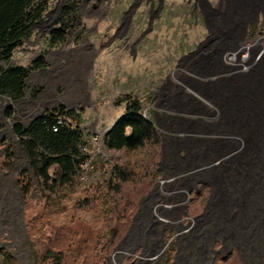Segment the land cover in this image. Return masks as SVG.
I'll use <instances>...</instances> for the list:
<instances>
[{
  "label": "rangeland",
  "instance_id": "374dc122",
  "mask_svg": "<svg viewBox=\"0 0 264 264\" xmlns=\"http://www.w3.org/2000/svg\"><path fill=\"white\" fill-rule=\"evenodd\" d=\"M66 18L65 41L51 43ZM41 22L10 62L29 68L25 95H0V264H55L50 248L61 249L63 264H264L258 210L248 199L235 201L228 178L247 148L224 127L228 111L257 116L264 55L250 58L244 75L220 74L228 69L220 53L264 29V0H52ZM36 60L44 66L34 67ZM131 97L157 128L159 160L155 177L142 172L124 185L116 222L134 214L106 252L113 221L104 195L114 154L104 136ZM48 113L81 129L88 155L75 184L51 199L34 177L30 185L25 136L14 131ZM153 148L130 160L146 162ZM91 186L100 189L93 204ZM256 186L264 195V179ZM158 218L176 226L162 227Z\"/></svg>",
  "mask_w": 264,
  "mask_h": 264
},
{
  "label": "trees",
  "instance_id": "16d2710c",
  "mask_svg": "<svg viewBox=\"0 0 264 264\" xmlns=\"http://www.w3.org/2000/svg\"><path fill=\"white\" fill-rule=\"evenodd\" d=\"M51 1L0 0V95L8 96L13 100H18L25 95L29 68L10 62L15 52L33 36L35 32L33 27L44 20L51 7ZM67 21L68 18L62 20V27L53 31L51 43L57 44L65 41ZM43 66L41 61H34V67ZM128 99L130 100L128 111L104 136L105 146L114 154L107 183L108 192L104 195L105 203L112 205L108 213L110 214L109 220L113 221L111 234L103 246L106 252L113 250L115 241L122 236L124 229L130 224L129 219H132L134 214L131 209V214L128 216L123 213L124 222H116L119 221L116 219L117 216L123 210L124 185L138 182V177L142 172L151 175V178L155 177L156 173L153 168L159 160L160 138L155 124L141 113V104L135 97ZM66 115L74 117L69 113ZM63 117L66 116L48 113L34 120L27 129H23L21 125H16L14 129L16 134L25 136L23 143L31 162L29 183L32 185L30 177H34L47 199L56 198L62 188L75 184L82 170L81 165L88 157L84 151L87 140L83 132ZM147 147H154L157 151L153 155L149 154L146 162L140 164L138 160L135 163L130 160L135 152ZM141 169L143 171H139ZM22 190L24 194H27L30 189L22 188ZM99 190L95 186L88 188L90 196L87 200L90 203L93 204V196ZM199 190L202 194L203 188ZM144 191L147 193L148 189H142V192ZM130 204L131 202L128 206ZM67 228L69 233L71 224ZM96 229L98 228L95 227ZM102 231L98 233L97 240L102 239ZM67 232L66 235H68ZM61 253V249L50 248L47 256L53 259L55 264H63Z\"/></svg>",
  "mask_w": 264,
  "mask_h": 264
},
{
  "label": "bare ground",
  "instance_id": "6f19581e",
  "mask_svg": "<svg viewBox=\"0 0 264 264\" xmlns=\"http://www.w3.org/2000/svg\"><path fill=\"white\" fill-rule=\"evenodd\" d=\"M244 38H242L243 40H241V41L239 40V42L237 44H239V43L243 44L244 43L245 44L244 51L248 52L249 54H251V52H253V50H255L256 47L260 48V46L262 45L260 41H258V42L253 41L251 43L244 42L247 40ZM251 61L252 60H250V58L243 57V63L248 62L249 64H251ZM255 62H256V60H255ZM243 75H244V73H243ZM259 98H261V97H259ZM247 101H250V100H247ZM244 105H245V103H244ZM258 106L259 107H257V108L255 107L257 109V116L252 114V113H255L256 111L252 112V113L248 111L250 114H245V112H244L245 110L238 111V112L233 113V114H232V111H228L225 115L226 123H225L224 127L226 128V130L228 131V133L230 135L240 136L243 140V147L247 148L245 150L244 155L241 156V158L239 160L240 162L235 164V166L228 173V176H229L228 178L230 179V181L234 182L235 187H236L235 188L236 193L238 194V196L237 195L234 196V199H235V201H238V203H239V201H240V203H243V202L246 203V201L248 199L249 206L255 210L256 209L258 210L257 212H258L259 223H261V225L264 226V195L262 194L261 191L258 190L259 187L256 186L258 182H261V180L264 179V101L260 100ZM253 109H251V110H253ZM246 110H248V108H246ZM253 115H254V117L256 116V119L260 118V120L262 122H258V121L256 122V120H253L252 119ZM209 163H210L209 168L215 166V164H216L214 160L209 162ZM226 175H227V173H226ZM237 181L241 182L239 184V186L236 185ZM165 185H166V182L164 180L159 184V186L156 190V193L159 196H161L160 194L164 193ZM219 191H220V189H219ZM227 193H228V191H227ZM222 195H220V196H222ZM217 204H219V203H217ZM253 205H256L257 208H255V206H253ZM221 207L222 206L220 204V209H221L220 212L221 211L225 212L226 210L224 211L223 207L222 208ZM157 210L160 211L161 208L157 209ZM153 213H154V211H153ZM221 214H224V213H221ZM225 216H226V214H225ZM159 221H160L159 223L162 227L166 226L167 224L169 225L170 223L172 225L176 226L175 222H170V221L162 219V218L159 219Z\"/></svg>",
  "mask_w": 264,
  "mask_h": 264
},
{
  "label": "built area",
  "instance_id": "2783aa9c",
  "mask_svg": "<svg viewBox=\"0 0 264 264\" xmlns=\"http://www.w3.org/2000/svg\"><path fill=\"white\" fill-rule=\"evenodd\" d=\"M253 41L256 42L260 41L262 45L260 46V48L256 47V49L253 50L251 54L244 51L245 49L244 43L243 44L239 43L236 46H233L231 49H227L221 52L220 63L223 67L225 66L226 68H228V70H224L220 72L222 76L233 77L235 75L248 72V68L251 64H249L248 62L243 63V57L252 58L256 56L257 61L263 58L262 55L264 54V29L262 30L260 29L258 35L255 38L254 37L249 38L244 42L251 43ZM59 122H61V120ZM86 163L87 162L85 161L81 165V168H84Z\"/></svg>",
  "mask_w": 264,
  "mask_h": 264
},
{
  "label": "water",
  "instance_id": "95a60500",
  "mask_svg": "<svg viewBox=\"0 0 264 264\" xmlns=\"http://www.w3.org/2000/svg\"><path fill=\"white\" fill-rule=\"evenodd\" d=\"M40 24H43V22H39V23H37L34 27H33V29H35L37 26H39ZM221 54V53H220Z\"/></svg>",
  "mask_w": 264,
  "mask_h": 264
}]
</instances>
